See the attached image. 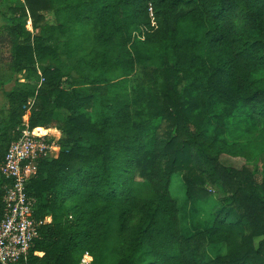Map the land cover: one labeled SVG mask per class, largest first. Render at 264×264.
I'll use <instances>...</instances> for the list:
<instances>
[{"label":"trees","instance_id":"16d2710c","mask_svg":"<svg viewBox=\"0 0 264 264\" xmlns=\"http://www.w3.org/2000/svg\"><path fill=\"white\" fill-rule=\"evenodd\" d=\"M7 9L6 69H37L41 81L3 91L0 160L28 103V127L59 147L25 185L35 216L50 217L28 264H79L84 253L89 264H264V0ZM9 78L0 70V88ZM177 174L189 227L170 193ZM2 194L0 177V207Z\"/></svg>","mask_w":264,"mask_h":264},{"label":"built area","instance_id":"2783aa9c","mask_svg":"<svg viewBox=\"0 0 264 264\" xmlns=\"http://www.w3.org/2000/svg\"><path fill=\"white\" fill-rule=\"evenodd\" d=\"M22 119L18 137L11 140L0 160L3 194L0 207V264H28L29 254L39 237L41 225L50 217L35 216L36 200L26 191V182L37 172L40 160L55 158L59 147L44 136L35 134ZM55 152V153H54ZM40 255L41 252L33 251ZM84 253L79 264H89Z\"/></svg>","mask_w":264,"mask_h":264},{"label":"rangeland","instance_id":"374dc122","mask_svg":"<svg viewBox=\"0 0 264 264\" xmlns=\"http://www.w3.org/2000/svg\"><path fill=\"white\" fill-rule=\"evenodd\" d=\"M20 0H0V14L3 13L5 16H13V12L9 11L7 8L9 6H13L16 3H18ZM48 22L50 23L53 19V14L52 13H47L46 15ZM4 23V19L0 15V27ZM25 27L32 31L33 33L36 32L34 29L31 27L30 20L28 19L26 21ZM65 35H62L61 38H65ZM10 46L6 43L3 42V44L0 41V70L4 73L5 76H9L10 78L7 80L6 84L0 88V119H6L7 118V107L8 103L6 101V98L4 97L3 91H8L12 87H15L17 85L18 87H37L41 81L39 71L36 69V73H33L31 75H26V73H21V74H14L11 73L10 69H6V65L11 63V52H10ZM67 87V86H66ZM75 95L78 93L74 91V88L68 87ZM50 130L54 133L58 132L61 133L57 128L51 127ZM55 153V152H54ZM259 166L261 165V162L258 164ZM170 193L173 197L177 198L178 204L181 207L180 211V216L182 220V224L184 227H189L190 224V214H191V204L188 200H186L184 196V186L183 183L180 179V176L174 175L171 179V184H170ZM213 201L209 199L207 202L200 203V210L197 214V218L199 219H204L205 218V211H207L210 207V204ZM204 210V212L202 210Z\"/></svg>","mask_w":264,"mask_h":264},{"label":"crops","instance_id":"0c3cea01","mask_svg":"<svg viewBox=\"0 0 264 264\" xmlns=\"http://www.w3.org/2000/svg\"><path fill=\"white\" fill-rule=\"evenodd\" d=\"M25 118L27 119V116H23V118H22V119H25ZM49 221H50V219H49ZM41 254H42V252H41ZM41 254H40V255H41Z\"/></svg>","mask_w":264,"mask_h":264}]
</instances>
